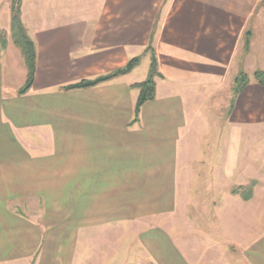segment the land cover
<instances>
[{
  "label": "crops",
  "instance_id": "0c3cea01",
  "mask_svg": "<svg viewBox=\"0 0 264 264\" xmlns=\"http://www.w3.org/2000/svg\"><path fill=\"white\" fill-rule=\"evenodd\" d=\"M20 1L38 58L21 94L0 0V264H264V0Z\"/></svg>",
  "mask_w": 264,
  "mask_h": 264
},
{
  "label": "trees",
  "instance_id": "16d2710c",
  "mask_svg": "<svg viewBox=\"0 0 264 264\" xmlns=\"http://www.w3.org/2000/svg\"><path fill=\"white\" fill-rule=\"evenodd\" d=\"M21 5L22 4L20 0H13L11 33L14 42L16 43V45H18L21 48L23 52L28 68L27 82L25 86L20 90V93L22 94L29 91V89L32 87L34 83L35 74L37 70L38 52H37V46L34 40L29 36L26 26L22 20ZM7 42H8L7 33L4 29L0 28V58L3 51L6 49ZM148 49H150L152 52L151 71L146 80L135 84V86L139 87L141 90L135 109V118H134L135 121L139 119V114L143 104L147 100L155 97V87H156L155 76L160 75L158 70V62L155 55V50L152 47V45H150ZM141 59L142 56H136L134 58H131L124 67L119 68L110 74L100 76L93 80H82L78 83L67 85L64 88L65 89L86 88V87L98 85L118 75H122L130 72L141 62ZM261 74H262L261 72H258L259 76ZM246 81H247L246 73L241 72V74L237 77V87L235 91L236 94L241 89L242 85L246 83ZM240 189L241 188H237L236 190H234V192H238Z\"/></svg>",
  "mask_w": 264,
  "mask_h": 264
},
{
  "label": "rangeland",
  "instance_id": "374dc122",
  "mask_svg": "<svg viewBox=\"0 0 264 264\" xmlns=\"http://www.w3.org/2000/svg\"><path fill=\"white\" fill-rule=\"evenodd\" d=\"M162 0H156V5H160ZM190 0H167V18L174 17L176 14L180 13V10L184 7V4L189 3ZM183 5V7H182ZM163 9L162 11L157 12V17L160 15V18L162 19L163 16ZM264 184V183H263ZM262 184V187L257 186V193L258 194H264V185ZM255 189V186H253V190Z\"/></svg>",
  "mask_w": 264,
  "mask_h": 264
}]
</instances>
